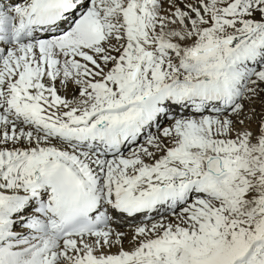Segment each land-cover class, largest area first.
Here are the masks:
<instances>
[{
    "label": "snow or ice",
    "instance_id": "6c2138e0",
    "mask_svg": "<svg viewBox=\"0 0 264 264\" xmlns=\"http://www.w3.org/2000/svg\"><path fill=\"white\" fill-rule=\"evenodd\" d=\"M0 264H264V0H0Z\"/></svg>",
    "mask_w": 264,
    "mask_h": 264
},
{
    "label": "bare ground",
    "instance_id": "6f19581e",
    "mask_svg": "<svg viewBox=\"0 0 264 264\" xmlns=\"http://www.w3.org/2000/svg\"><path fill=\"white\" fill-rule=\"evenodd\" d=\"M125 247H129V245L127 244V241L125 242Z\"/></svg>",
    "mask_w": 264,
    "mask_h": 264
}]
</instances>
